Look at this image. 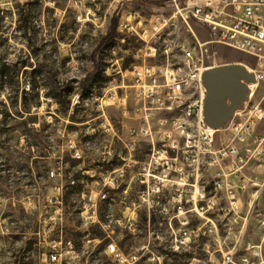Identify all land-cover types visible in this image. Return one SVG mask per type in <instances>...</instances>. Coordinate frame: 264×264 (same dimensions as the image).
<instances>
[{"label":"rangeland","instance_id":"1","mask_svg":"<svg viewBox=\"0 0 264 264\" xmlns=\"http://www.w3.org/2000/svg\"><path fill=\"white\" fill-rule=\"evenodd\" d=\"M197 36L211 37L168 0H0V264H51L52 253L61 264H224L239 228L225 200L220 195L215 211L219 231L210 230L175 194L181 183H166L162 167L145 168L148 138L127 152L121 136L135 120L101 98L111 81L123 82L121 69L166 63L168 38L178 61ZM203 47L208 64L255 62L223 44ZM119 91L133 107L132 88ZM250 99L264 102V81ZM216 136L221 144L230 131ZM124 155L133 166L112 172ZM213 169L202 174L208 189ZM263 210L260 203L247 233L256 241ZM198 225L207 232L177 241Z\"/></svg>","mask_w":264,"mask_h":264},{"label":"built area","instance_id":"2","mask_svg":"<svg viewBox=\"0 0 264 264\" xmlns=\"http://www.w3.org/2000/svg\"><path fill=\"white\" fill-rule=\"evenodd\" d=\"M168 2L175 15L200 22L211 37L201 41L197 36L194 46L182 45L184 55L178 61L170 59L172 47L168 38L164 49L167 62H144L125 71L121 69L123 82H110L101 96L103 104L123 105V113L135 120L128 128V137L121 136L127 152L132 155L140 140L148 138L150 160L145 168L162 167L166 183H181L175 194L192 203L187 212H196L198 217L210 222V230L217 232L219 228L214 220L221 215L215 211L221 208L217 202L222 196L226 202L225 214L231 213L239 225L235 230L238 238L233 249L225 254L224 264H264V237L256 241L247 234L258 205L262 203L264 207V170L252 171L254 165H264V133L258 131L264 120V102L247 100L248 104L246 101L222 128L230 131L228 139L217 144L216 133L221 128H213L205 120L208 90L203 82L205 70L220 65L216 58L211 64L206 61L203 46L210 43L223 44L254 58L252 66H247L256 76V81L248 84L250 97L255 86L264 81V0ZM126 86L132 88L133 107L128 105V96L120 94L119 90ZM71 146L76 148L74 142ZM123 159L125 162L112 172L124 173L133 166L130 157L124 155ZM211 166L214 167L212 187L208 189L202 174ZM183 223L187 225L189 219ZM261 223L264 226V217ZM206 232V229L202 231V225L193 229L186 226L177 241L185 243L193 233ZM61 243L62 240H55L56 250ZM108 248L120 255L115 244ZM50 263L61 264L56 253H52Z\"/></svg>","mask_w":264,"mask_h":264},{"label":"water","instance_id":"3","mask_svg":"<svg viewBox=\"0 0 264 264\" xmlns=\"http://www.w3.org/2000/svg\"><path fill=\"white\" fill-rule=\"evenodd\" d=\"M256 81L254 72L240 62L215 65L205 70L203 82L207 87L204 117L213 128H223L250 98L249 83Z\"/></svg>","mask_w":264,"mask_h":264},{"label":"bare ground","instance_id":"4","mask_svg":"<svg viewBox=\"0 0 264 264\" xmlns=\"http://www.w3.org/2000/svg\"><path fill=\"white\" fill-rule=\"evenodd\" d=\"M181 50V55H184V48H180ZM76 102L80 101L79 96L75 99Z\"/></svg>","mask_w":264,"mask_h":264},{"label":"trees","instance_id":"5","mask_svg":"<svg viewBox=\"0 0 264 264\" xmlns=\"http://www.w3.org/2000/svg\"><path fill=\"white\" fill-rule=\"evenodd\" d=\"M117 25H118V20L116 19L115 24H114V29H117Z\"/></svg>","mask_w":264,"mask_h":264}]
</instances>
